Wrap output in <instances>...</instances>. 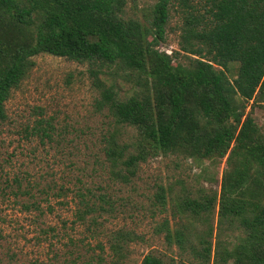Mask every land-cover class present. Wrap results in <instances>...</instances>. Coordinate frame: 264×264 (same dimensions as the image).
Segmentation results:
<instances>
[{"label": "trees", "instance_id": "obj_1", "mask_svg": "<svg viewBox=\"0 0 264 264\" xmlns=\"http://www.w3.org/2000/svg\"><path fill=\"white\" fill-rule=\"evenodd\" d=\"M174 1L156 0L142 21L127 15L126 0H0V125L35 56L87 64L99 91L96 107L117 126L103 148L112 177L129 182L142 162L160 154L227 156L220 192L183 198L176 203L180 225L165 219L158 227L190 258L178 263L152 250L141 264H264V129L254 115L264 101V0H178L184 23L179 49L168 53L160 45ZM49 127L39 121L37 133L52 138ZM119 127L133 128L135 139L121 142ZM93 195L90 188L77 191L79 221L115 211L106 195ZM156 198L165 204L163 186ZM215 214L235 241L219 231L214 242ZM143 239L134 229L112 230L108 255H98L96 264H124L131 244Z\"/></svg>", "mask_w": 264, "mask_h": 264}, {"label": "rangeland", "instance_id": "obj_2", "mask_svg": "<svg viewBox=\"0 0 264 264\" xmlns=\"http://www.w3.org/2000/svg\"><path fill=\"white\" fill-rule=\"evenodd\" d=\"M155 2L126 0V13L146 21ZM183 23V7L175 0L161 50L179 49ZM34 59L29 76L7 101L8 118L0 125V264H96L98 255H108L109 233L121 227L144 237L131 244L124 264H141L152 250L178 263L188 260L189 253L175 243L169 246L158 227L165 219L180 225L176 203L183 198L220 192L227 156L198 160L160 154L142 162L129 182L112 177L103 148L117 126L107 110L96 107L99 91L88 65L47 53ZM228 75L237 77V62L229 64ZM129 87L122 82L121 91ZM254 115L264 129V101L256 104ZM39 121L52 124V138L37 133ZM119 129L121 142L135 139L133 128ZM161 186L164 205L156 198ZM87 188L95 199L106 195L115 211L79 221L76 194ZM212 221L214 242L219 231L227 240L237 239L232 230L219 229L217 214Z\"/></svg>", "mask_w": 264, "mask_h": 264}]
</instances>
